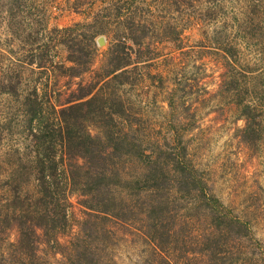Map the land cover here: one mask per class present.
Returning <instances> with one entry per match:
<instances>
[{"label": "trees", "instance_id": "obj_1", "mask_svg": "<svg viewBox=\"0 0 264 264\" xmlns=\"http://www.w3.org/2000/svg\"><path fill=\"white\" fill-rule=\"evenodd\" d=\"M69 2L76 9L84 5L86 19L53 27L44 41L18 17L20 0L7 6L15 32L29 30L21 39L29 47L26 63L56 78L91 75L63 102H51L38 86L23 87V72L5 67L0 56V95L14 101L20 116L17 130L12 119L0 126V264H52L40 253L42 243L62 255L58 264H106L112 223L135 226L145 236L153 246L150 264H264V240L190 157L189 127L176 112L187 102L185 72L172 82L167 129L148 130L130 96L146 83L164 86L169 71L156 59L169 46L184 48L186 28H206L224 16L223 0H164V17L155 0ZM246 6L241 21L236 18L240 36L223 33L216 45L199 43L197 51L219 55L226 68L219 94L245 120L240 139L257 150L264 140V66L243 68L240 44L254 38L264 64V14L255 0ZM100 35L109 39L104 51ZM72 194L83 216L63 241L74 225ZM13 229L18 235L9 241Z\"/></svg>", "mask_w": 264, "mask_h": 264}, {"label": "rangeland", "instance_id": "obj_2", "mask_svg": "<svg viewBox=\"0 0 264 264\" xmlns=\"http://www.w3.org/2000/svg\"><path fill=\"white\" fill-rule=\"evenodd\" d=\"M20 2L18 17L30 23V29L39 35L42 41L51 39L53 27L69 26L84 21L87 17L84 5L76 9L69 0H20ZM155 2L159 4V14L164 17L167 12L164 0ZM248 2L249 0H223L226 13L219 20L209 22L206 28L199 25L186 28L182 35L184 48L169 46L163 51L164 54L156 59L160 70L169 71L165 75L167 77L164 79V86H159V82H156L148 88L146 83L144 88L139 86L130 96L135 108L144 115L148 130L153 128L154 133H157L161 127L167 129L172 124L170 119L173 118L169 112L171 107L168 101L169 92L173 87L172 82L174 79L180 81L182 78L179 72H185L182 80H187L190 85L187 102L179 105L176 112L189 127L184 129L190 157L225 204L248 220L257 236L264 240V140L257 150H253L240 139L238 129L244 125L245 120L240 118L239 110L234 103L219 94L225 65L219 55L201 54L197 51L199 43L203 46L216 45L218 39L224 37L223 33L235 39V35L238 36L240 33L236 27V18L241 21L244 11L248 9L246 6ZM255 2L261 4L264 14V0ZM10 3L12 0H0V56L4 66H15V69L23 72V87L26 89L36 85L44 93L46 100L63 102L69 91L77 86V82L81 79H90L91 74L86 73L83 78L76 77L72 80L66 76L56 78L52 72L48 74L37 66L26 63L29 59V47L24 45L25 41L21 39L25 31L29 30L19 27L20 31L15 32L8 20L7 6ZM100 37L104 38V43L101 44V51H104L109 39L106 35ZM241 38L242 36L239 37ZM252 39L249 43L240 44L242 45L240 65L245 69L248 67L260 69L264 66L259 59L260 47ZM193 46L196 48L192 49ZM184 50L190 52H183ZM103 57L102 54L98 55L94 67L100 65ZM8 97L6 94L0 95V126L8 124L11 119L16 125L20 119V116L16 115L14 101L9 102ZM14 129H18L17 125ZM92 130H95L93 126ZM3 143L12 141L10 138H4ZM70 202V214L74 225L68 233L61 236L63 241H67L78 231L76 220L83 216L79 196L72 194ZM112 227L115 236L106 264H150L153 246L135 226L127 227L112 223ZM17 235L16 229H13L8 240H16ZM1 248L0 243V250ZM40 253L52 264H58L62 258L60 253H55L45 243L41 244Z\"/></svg>", "mask_w": 264, "mask_h": 264}, {"label": "water", "instance_id": "obj_3", "mask_svg": "<svg viewBox=\"0 0 264 264\" xmlns=\"http://www.w3.org/2000/svg\"><path fill=\"white\" fill-rule=\"evenodd\" d=\"M102 37H100L99 39H98V41H99V43L100 44H103L104 43V41H102V39H101Z\"/></svg>", "mask_w": 264, "mask_h": 264}, {"label": "bare ground", "instance_id": "obj_4", "mask_svg": "<svg viewBox=\"0 0 264 264\" xmlns=\"http://www.w3.org/2000/svg\"><path fill=\"white\" fill-rule=\"evenodd\" d=\"M102 39V41H104V38H101Z\"/></svg>", "mask_w": 264, "mask_h": 264}]
</instances>
